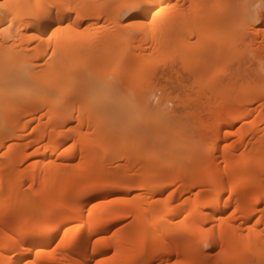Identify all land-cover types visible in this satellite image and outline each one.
<instances>
[{
    "label": "bare ground",
    "instance_id": "6f19581e",
    "mask_svg": "<svg viewBox=\"0 0 264 264\" xmlns=\"http://www.w3.org/2000/svg\"><path fill=\"white\" fill-rule=\"evenodd\" d=\"M69 2L95 6L81 9L84 27L100 21L93 23L92 33H120L113 22L114 8L98 6H116L122 0ZM160 2L143 0L146 7ZM178 2L204 6L200 11L208 16L218 39L189 44L174 61H168L167 68L162 63L165 49L156 45L151 34L131 39L120 36L85 54L86 71L101 79L108 75L105 66L122 56L118 79L127 90L138 89L141 82L147 87L158 71L155 80L174 82L183 93L184 109L178 118L171 123L153 122L135 136L120 128L109 133L95 116L90 128L89 112L82 108L85 69L63 85L59 64L50 68L45 63V53L51 55L47 41L37 51L39 41L29 47L25 38L19 60L48 73L51 82H43L46 93H25L19 102L6 100L0 88V261L26 264L30 257L36 264H71L81 255L79 247L56 245L64 228L74 229L77 224L84 227L70 232V241L89 244L90 252L89 241L107 237L98 247L108 255L116 253L118 262L244 264L259 260L264 249V218L258 210L264 207L259 203L264 200V92L255 75L264 58V30L258 32L244 24L242 10L231 7L245 0ZM65 15L75 21L74 13ZM59 22L53 17L44 23ZM159 38L165 44L166 32ZM29 52L30 56L25 55ZM106 134L108 139L101 144ZM120 178L132 183L118 189L89 190L90 184ZM173 187L169 198L165 189ZM129 189L143 195L133 203L111 206L121 209L120 213H112L100 203L110 199L112 191ZM230 208L239 211L232 214ZM50 218L57 220L58 226L46 231L43 225ZM193 225L214 226L211 249L202 248L199 235L191 237L185 232ZM117 228L120 231L113 236ZM17 238L20 247H16ZM40 248L55 251L51 256H37Z\"/></svg>",
    "mask_w": 264,
    "mask_h": 264
},
{
    "label": "snow or ice",
    "instance_id": "6c2138e0",
    "mask_svg": "<svg viewBox=\"0 0 264 264\" xmlns=\"http://www.w3.org/2000/svg\"><path fill=\"white\" fill-rule=\"evenodd\" d=\"M87 7L95 6L81 4L74 6L69 0H56L53 3L0 0V88L3 89L6 100L13 98L19 102L25 93L28 96L42 95L48 90L43 82H51L48 73L31 69L28 67L27 61L21 62L19 60L26 38L29 47L32 43L39 41L37 51L42 49L45 41H47V52H50L51 55L45 53V63L50 68H55L59 64L63 71L58 74V77L59 82L63 85L73 80L81 68L85 69L82 88L85 104L82 105V108H86L89 112L90 128L91 119L95 116L103 122L109 133L115 128H120L125 133L135 136L139 129L153 122L171 123L173 119L178 118L179 113L184 109L183 93L174 86V82L162 84L155 80V76L160 75L158 71L152 75L147 87L141 82L138 89L127 90L123 87V81L118 79L122 69V56L114 57L105 66L104 71L108 75L104 79L86 71L87 65L84 58L88 50L97 47L102 42L106 43L109 40L118 39L120 36L131 39L136 35L147 37L151 34L156 45L165 49L162 63L167 68L168 61H174L189 44L193 42L199 44L201 39H209L213 42L218 39L213 34L208 16L200 11L204 6L180 4L178 0L177 2L161 0L160 4L152 7H146L143 0H122L116 6H98L101 9L114 8L113 22L119 25L120 33H109L103 30L92 33L93 23L99 24V20L89 23L88 27H84L80 23L82 19H85V14L81 9ZM231 7L242 10L244 24L255 27L258 32L264 30V0H252V2L245 0V2ZM194 9L196 11H193ZM66 13H74L75 21L71 15H65ZM53 17L60 21L59 24L44 23L52 20ZM161 21L164 23L162 24ZM37 27L43 30L37 32L35 30ZM163 32H166L165 44H162L159 38ZM64 37L69 39H64ZM25 55L30 56L31 52ZM33 71H38V74L32 76ZM255 78L259 82L261 91L264 92V58L259 62ZM261 98L264 99V96ZM69 131L73 130L69 129ZM107 139L108 135L106 134L101 138V144H104ZM9 147L11 146L9 145ZM131 183L128 179L120 178L113 179L106 184L93 183L88 187L92 192L98 191L102 187L118 189ZM174 190V187L172 190L165 189L169 198L172 197ZM142 195V192L133 194L130 189L128 191H112L111 198L103 199L100 203L109 206L112 213H120L121 209L111 206L133 203ZM161 196L162 202L167 206L168 200L163 199V193ZM259 203L264 204V200ZM96 207L97 205L93 204V208ZM258 210L260 216L264 218V207H259ZM229 211L236 214L239 209L230 208ZM89 215L91 216V212ZM220 222L223 225V218ZM57 226L58 221L53 218H50L43 225L46 231H51ZM82 227L84 225L81 224L75 225L74 229L65 227L64 236L56 245L57 248L62 245H71L73 248L79 247L81 255L71 261V264H143L142 260L135 259L118 262L115 259L116 253L108 255L102 251L98 245L104 243L107 237L98 238L95 243L89 241L91 244L90 252L89 244L81 240L70 241L68 239L69 233L79 232ZM119 231L120 229L117 228V231L113 232L112 235L116 236ZM185 232L191 237L199 235L200 244L205 250L211 249L212 243L215 241L214 226L210 228L193 225L186 227ZM16 247H20L19 238H17ZM25 251H32V249L25 247ZM54 251L55 249L49 251L40 248L36 250V254L37 256L41 254L51 256ZM0 264H16V262L4 260L0 261ZM21 264H25V262H21ZM26 264H36V262L29 257L26 258ZM177 264H180L179 260H177ZM208 264L211 262L209 261ZM244 264H264V249L259 252V260H248Z\"/></svg>",
    "mask_w": 264,
    "mask_h": 264
}]
</instances>
